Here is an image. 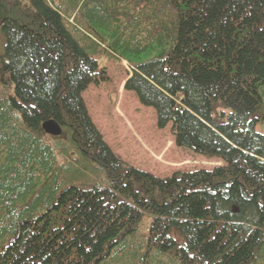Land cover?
<instances>
[{
  "label": "trees",
  "instance_id": "obj_1",
  "mask_svg": "<svg viewBox=\"0 0 264 264\" xmlns=\"http://www.w3.org/2000/svg\"><path fill=\"white\" fill-rule=\"evenodd\" d=\"M0 41V264H264V0H0ZM90 51L222 164L121 161L83 98L106 79Z\"/></svg>",
  "mask_w": 264,
  "mask_h": 264
},
{
  "label": "rangeland",
  "instance_id": "obj_2",
  "mask_svg": "<svg viewBox=\"0 0 264 264\" xmlns=\"http://www.w3.org/2000/svg\"><path fill=\"white\" fill-rule=\"evenodd\" d=\"M90 54L98 60L106 79L91 84L83 98L94 125L121 161L159 177L222 164L217 158L177 146L171 124L163 129L157 126L155 110L143 106L134 92L124 88L133 71L127 61L109 53ZM152 58V54H145L134 61L142 63ZM213 117L218 119L219 113L213 111ZM256 131L264 134V120L256 124Z\"/></svg>",
  "mask_w": 264,
  "mask_h": 264
},
{
  "label": "water",
  "instance_id": "obj_3",
  "mask_svg": "<svg viewBox=\"0 0 264 264\" xmlns=\"http://www.w3.org/2000/svg\"><path fill=\"white\" fill-rule=\"evenodd\" d=\"M42 129L51 136H60L63 132L62 125L55 119L47 120L43 123Z\"/></svg>",
  "mask_w": 264,
  "mask_h": 264
}]
</instances>
